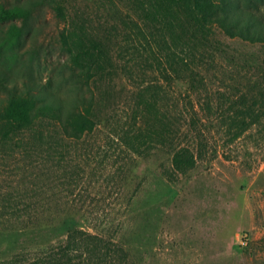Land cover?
Wrapping results in <instances>:
<instances>
[{
	"label": "rangeland",
	"instance_id": "1",
	"mask_svg": "<svg viewBox=\"0 0 264 264\" xmlns=\"http://www.w3.org/2000/svg\"><path fill=\"white\" fill-rule=\"evenodd\" d=\"M152 3L0 0L30 10V31L16 52L19 85L50 76L67 93L60 34L68 29L108 56L89 88L96 126L80 140H63L61 155L39 157L26 133L16 141L0 136V196L43 204L44 219L72 215L76 227L116 240L128 264H264V98L257 89L264 43L217 26L202 39L180 19L173 30L186 43L174 45L168 30L145 17ZM144 99L165 113L173 134L138 155L116 133L143 127ZM174 145L196 156L183 174L172 169ZM75 172L81 179L69 186ZM11 241H0V250Z\"/></svg>",
	"mask_w": 264,
	"mask_h": 264
},
{
	"label": "trees",
	"instance_id": "2",
	"mask_svg": "<svg viewBox=\"0 0 264 264\" xmlns=\"http://www.w3.org/2000/svg\"><path fill=\"white\" fill-rule=\"evenodd\" d=\"M55 9L64 17L59 5ZM144 15L160 30H168L174 45L186 43H180V36L173 30L175 23L180 25V19L186 23V29L187 25L192 27L191 34L200 32L202 39L211 27L217 26L229 37L264 43V0H153ZM29 17L30 10L23 5L0 6V136L2 142L16 141L26 133L39 157H44L41 153L61 155L63 140H80L96 126L94 94L89 88L97 71L104 70L108 56L97 41L81 39L77 31L68 29L60 34L61 49L67 56L63 66L70 70L67 93H62L59 86L54 88L50 76L45 83L27 78L19 85L14 78L16 52L30 31ZM5 22L7 28L2 30ZM258 80L257 89L263 100L264 73ZM152 95L156 101L157 92ZM141 103L143 127L116 133L128 152L138 155L148 153L156 143L169 141L173 134L165 113L160 114L154 102L144 99ZM241 131L233 133L234 137ZM170 151L173 171L183 174L195 166L196 156L188 145H174ZM75 173L69 174V186L81 179ZM23 194L29 199L28 194ZM12 196H0V241H13L12 246L8 244L0 250V264L129 263L126 251L116 240L76 227L70 214L44 219L43 204L23 200L20 195L15 200Z\"/></svg>",
	"mask_w": 264,
	"mask_h": 264
}]
</instances>
